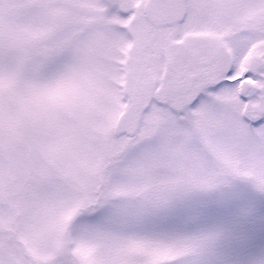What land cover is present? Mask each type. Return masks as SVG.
Returning <instances> with one entry per match:
<instances>
[{
	"label": "snow or ice",
	"instance_id": "1",
	"mask_svg": "<svg viewBox=\"0 0 264 264\" xmlns=\"http://www.w3.org/2000/svg\"><path fill=\"white\" fill-rule=\"evenodd\" d=\"M0 264H264V0H0Z\"/></svg>",
	"mask_w": 264,
	"mask_h": 264
}]
</instances>
